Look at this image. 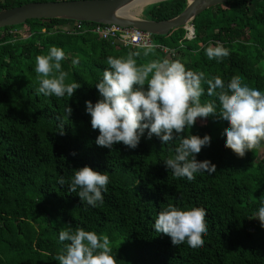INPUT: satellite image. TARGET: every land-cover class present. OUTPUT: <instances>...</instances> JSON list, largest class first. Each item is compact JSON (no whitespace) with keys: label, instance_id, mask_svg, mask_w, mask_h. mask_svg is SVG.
Instances as JSON below:
<instances>
[{"label":"trees","instance_id":"16d2710c","mask_svg":"<svg viewBox=\"0 0 264 264\" xmlns=\"http://www.w3.org/2000/svg\"><path fill=\"white\" fill-rule=\"evenodd\" d=\"M60 1L75 0H0V11ZM185 7V0H166L145 7L142 18L167 21ZM76 23L29 20L0 29V264H58L54 257L63 250L58 235L69 227L106 235L117 264H264V228L258 219L247 218L264 201V143L237 157L224 147L221 136L227 126L219 117L198 119L181 135L210 136V146L201 149L197 160L210 161L217 171L191 182L176 178L163 163L174 155L179 139L162 145L145 133L134 150L122 143L111 150L97 146L99 133L91 128L85 101L98 100L94 84L108 67L109 56L126 57L142 48L102 39L91 31L96 24L82 23L86 31L68 29ZM192 26L190 41L184 28L152 36L153 44L169 52L153 48L137 63L175 60L186 70L204 73L206 81L220 77L227 84L237 77L264 91V0L229 1L198 15ZM16 29L24 37L13 33ZM217 42L230 52L221 62L204 54ZM52 46L66 54L61 62L65 82L81 84L72 97L36 95L35 58L47 55ZM214 99L204 95L201 103ZM86 165L109 176L98 208L80 203L67 184L57 183ZM168 204L205 209L203 247H175L167 235L155 233L154 219Z\"/></svg>","mask_w":264,"mask_h":264},{"label":"clouds","instance_id":"9594fccd","mask_svg":"<svg viewBox=\"0 0 264 264\" xmlns=\"http://www.w3.org/2000/svg\"><path fill=\"white\" fill-rule=\"evenodd\" d=\"M152 52V45H144L142 51H130L126 57L107 58L108 67L94 84L98 100L85 101L91 128L99 133L95 140L97 146L111 150L115 144L122 143L134 150L145 133L147 139L155 136L162 145L179 139L174 155L163 163L176 178L191 182L197 175H212L217 171L210 161L197 160L201 149L210 146V136L181 135L198 119L219 117L227 126L221 136L224 147L237 157L243 158L246 152L264 143V91L249 87L237 77L227 84L220 77L206 81L204 73L186 70L184 64L175 60L137 63L138 57H147ZM204 54L210 61L221 62L230 52L217 42L206 47ZM65 56L61 48L52 46L47 55L35 58L37 96L72 97L81 87L78 82H65L67 72L61 64ZM72 64L76 66L75 58ZM202 83H207V89ZM204 95L215 99L201 103ZM65 113L68 117L71 115L69 105ZM57 183L61 187L67 184L68 192L75 193L80 203L98 208L104 203L109 176L86 165L74 170L67 180L61 176ZM206 216L205 209L200 207L181 209L168 204L157 214L152 229L167 235L175 247L186 244L198 249L203 247L208 231ZM247 218L258 219L264 228V201ZM58 240L63 244L61 253L54 257L58 264H117L106 235L69 227L59 232Z\"/></svg>","mask_w":264,"mask_h":264},{"label":"water","instance_id":"95a60500","mask_svg":"<svg viewBox=\"0 0 264 264\" xmlns=\"http://www.w3.org/2000/svg\"><path fill=\"white\" fill-rule=\"evenodd\" d=\"M166 0H75L32 2L0 11V29L19 26L29 20L58 19L96 25L133 28L151 36H166L172 30L191 26L204 11L232 0H185V9L176 17L162 22L142 18L143 9ZM142 6L140 11H136ZM120 45L122 42L115 41Z\"/></svg>","mask_w":264,"mask_h":264},{"label":"built area","instance_id":"2783aa9c","mask_svg":"<svg viewBox=\"0 0 264 264\" xmlns=\"http://www.w3.org/2000/svg\"><path fill=\"white\" fill-rule=\"evenodd\" d=\"M71 31L79 30V31H86L84 30L82 23L77 22L73 28L68 27ZM98 36H100L104 40H114L122 42L123 45L129 46L132 48H142L144 45H152L153 48L160 49L161 52L164 54L168 53L169 50L165 47L155 45L152 43V36L142 32L137 29L133 28H121L116 25H109V26H102L97 25L94 29L91 30ZM185 39L192 40L194 38V29L193 26H188L185 29Z\"/></svg>","mask_w":264,"mask_h":264},{"label":"rangeland","instance_id":"374dc122","mask_svg":"<svg viewBox=\"0 0 264 264\" xmlns=\"http://www.w3.org/2000/svg\"><path fill=\"white\" fill-rule=\"evenodd\" d=\"M13 33L20 34V35H22L24 37V34L19 29L14 30ZM260 155L264 156V150L261 151Z\"/></svg>","mask_w":264,"mask_h":264},{"label":"bare ground","instance_id":"6f19581e","mask_svg":"<svg viewBox=\"0 0 264 264\" xmlns=\"http://www.w3.org/2000/svg\"><path fill=\"white\" fill-rule=\"evenodd\" d=\"M150 1V0H149ZM142 6H138V8H136V11H140V8H141Z\"/></svg>","mask_w":264,"mask_h":264}]
</instances>
